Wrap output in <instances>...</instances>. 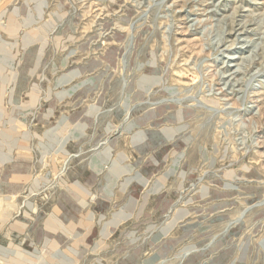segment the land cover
I'll use <instances>...</instances> for the list:
<instances>
[{
  "label": "rangeland",
  "instance_id": "rangeland-1",
  "mask_svg": "<svg viewBox=\"0 0 264 264\" xmlns=\"http://www.w3.org/2000/svg\"><path fill=\"white\" fill-rule=\"evenodd\" d=\"M263 20L0 0V264H264Z\"/></svg>",
  "mask_w": 264,
  "mask_h": 264
},
{
  "label": "bare ground",
  "instance_id": "bare-ground-1",
  "mask_svg": "<svg viewBox=\"0 0 264 264\" xmlns=\"http://www.w3.org/2000/svg\"><path fill=\"white\" fill-rule=\"evenodd\" d=\"M215 13V12H214ZM264 21V20H263ZM199 22V21H198ZM264 24V23H263ZM245 31H246V29H245ZM249 31V30H248ZM255 46H257V45H255ZM264 47V46H263ZM258 48V47H257ZM260 49H262L261 47H260ZM259 49V50H260ZM256 50V49H255ZM256 53V52H255ZM256 55V54H255ZM259 56H260V54H259ZM230 58V57H229ZM234 58H236V57H234ZM251 59V58H250ZM252 60H253V58H252ZM252 62V61H251ZM254 62H255V60H254ZM229 71V70H228ZM242 71V70H241ZM220 72V71H219ZM235 73L236 72H240V70H238V71H234ZM241 73V72H240ZM234 74V73H233ZM258 76V75H257ZM254 78L256 77V75H254L253 76ZM222 78V77H221ZM224 78V77H223ZM226 78V77H225ZM254 78H252V79H254ZM236 80V79H235ZM228 83V82H227ZM226 84V83H225ZM234 84V83H233ZM237 84V83H236ZM250 84V83H249ZM230 85V84H229ZM232 85V84H231ZM249 86V85H248ZM247 88V87H246ZM232 92V91H231ZM237 92V91H236ZM244 98V97H243Z\"/></svg>",
  "mask_w": 264,
  "mask_h": 264
}]
</instances>
